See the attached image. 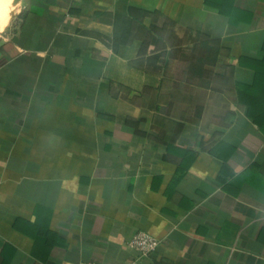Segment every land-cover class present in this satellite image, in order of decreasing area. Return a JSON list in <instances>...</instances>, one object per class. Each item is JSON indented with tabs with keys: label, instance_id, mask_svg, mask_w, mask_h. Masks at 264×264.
Instances as JSON below:
<instances>
[{
	"label": "crops",
	"instance_id": "obj_1",
	"mask_svg": "<svg viewBox=\"0 0 264 264\" xmlns=\"http://www.w3.org/2000/svg\"><path fill=\"white\" fill-rule=\"evenodd\" d=\"M15 9L0 264H264V0ZM138 232L156 252L128 247Z\"/></svg>",
	"mask_w": 264,
	"mask_h": 264
},
{
	"label": "built area",
	"instance_id": "obj_2",
	"mask_svg": "<svg viewBox=\"0 0 264 264\" xmlns=\"http://www.w3.org/2000/svg\"><path fill=\"white\" fill-rule=\"evenodd\" d=\"M160 246V241L145 232H138L134 237L128 242V247L138 253L140 258L147 257L150 254L157 251ZM81 264H100L96 261L83 262ZM130 264H137V260L131 262Z\"/></svg>",
	"mask_w": 264,
	"mask_h": 264
},
{
	"label": "rangeland",
	"instance_id": "obj_3",
	"mask_svg": "<svg viewBox=\"0 0 264 264\" xmlns=\"http://www.w3.org/2000/svg\"><path fill=\"white\" fill-rule=\"evenodd\" d=\"M3 4L0 3V8L2 7ZM16 6H12L9 10V17H8V20L2 25L1 29H0V36H1V33L9 26L10 22L12 21L13 17H14V14H15V11H17V9H15ZM1 11V10H0ZM2 15V12H0V17Z\"/></svg>",
	"mask_w": 264,
	"mask_h": 264
},
{
	"label": "bare ground",
	"instance_id": "obj_4",
	"mask_svg": "<svg viewBox=\"0 0 264 264\" xmlns=\"http://www.w3.org/2000/svg\"><path fill=\"white\" fill-rule=\"evenodd\" d=\"M10 0H0V3L3 4L4 6L9 2ZM13 2V0H12ZM9 5V4H8ZM13 6V5H12ZM12 6H9V7H12ZM5 14V13H4Z\"/></svg>",
	"mask_w": 264,
	"mask_h": 264
},
{
	"label": "water",
	"instance_id": "obj_5",
	"mask_svg": "<svg viewBox=\"0 0 264 264\" xmlns=\"http://www.w3.org/2000/svg\"><path fill=\"white\" fill-rule=\"evenodd\" d=\"M17 3H18V0H14V2H13V6H16ZM19 17H21L20 14H19ZM1 35H3V33H1Z\"/></svg>",
	"mask_w": 264,
	"mask_h": 264
}]
</instances>
